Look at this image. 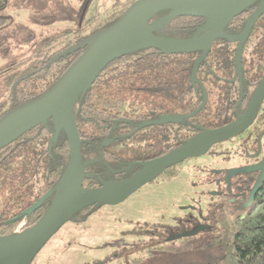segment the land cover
I'll return each instance as SVG.
<instances>
[{
  "label": "trees",
  "instance_id": "1",
  "mask_svg": "<svg viewBox=\"0 0 264 264\" xmlns=\"http://www.w3.org/2000/svg\"><path fill=\"white\" fill-rule=\"evenodd\" d=\"M90 1L0 0V118L49 90L84 48L69 51L116 22L135 0H109L103 13L87 17L85 8ZM255 7L235 17L222 32L228 36L239 34ZM20 10L27 12L24 24L14 22ZM167 13L163 11L151 21ZM206 21L198 15L178 16L155 34L173 40L193 39L203 35ZM11 27L14 35L9 39L3 34ZM236 47L235 40L216 39L199 64L194 84L190 75L199 53L169 54L147 48L110 63L72 108L81 162L86 163L83 186L95 188L121 181L123 177H118L128 173L122 171L137 169L138 162L157 158L168 142L177 148L202 130L231 123L235 103L241 97L249 99L264 80V13L242 47L241 79L235 73ZM193 112L181 123L173 124L172 130L163 124L139 127L141 121ZM53 133V124L48 120L0 149V236L10 235L23 220L26 228L31 227L50 206L69 161L64 132L59 131L55 140ZM124 133L128 135L122 137ZM110 138L113 141L103 145ZM230 140L216 143L206 154L190 158L154 180L170 182L179 172H190L189 203L179 218L185 223L179 225L172 220L170 225H138L134 228L136 234L127 236L131 241L125 245L138 249L125 257L115 253L94 264H138L156 250L172 249L175 243H182L181 247L167 254L165 250L160 252L175 258L190 252L204 257L179 259L174 264H264V180L254 202V197L248 195L249 186L245 190L234 188L237 175L232 176L233 190L230 188L232 193L227 195L224 176L240 155L234 144H228ZM226 142L227 146L221 145ZM215 190L217 194L212 193ZM40 199L35 209L25 213ZM103 207L84 208L69 221L83 222ZM193 220L206 228L189 237L167 240L182 225L187 230L196 228Z\"/></svg>",
  "mask_w": 264,
  "mask_h": 264
},
{
  "label": "water",
  "instance_id": "2",
  "mask_svg": "<svg viewBox=\"0 0 264 264\" xmlns=\"http://www.w3.org/2000/svg\"><path fill=\"white\" fill-rule=\"evenodd\" d=\"M254 6L255 9L246 17L244 29L239 34L228 36L222 32L230 21ZM163 11L168 13L151 21L153 16ZM263 13L264 0H135L116 22L88 36L70 50L69 52L84 48L49 90L0 118V149L25 132L51 120L53 140L59 131H63L69 153L67 169L58 181L50 206L39 220L20 232L0 236V264H30L46 242L80 210L92 205H118L166 169L186 159L202 156L217 142L233 138L248 128L264 101V80L254 92L244 114L234 122L202 130L174 151L151 161L141 162V169L125 180L86 188L83 186L86 163L81 162L80 137L72 108L75 100L90 89L110 63L141 49L153 48L169 54L199 53L190 75V81L194 84L199 64L206 57L212 43L218 38L235 40V68L236 74L240 76L242 47L254 23ZM187 15L207 19L202 28L203 35L189 40H173L155 34L174 18ZM180 119L182 116H164L152 124L177 122ZM108 143L109 140L103 141V145ZM253 169H261V174L250 198L264 178V156L256 167L235 169L228 175ZM60 188L63 191L57 197ZM41 202L42 199L38 200L25 213L29 214ZM202 228L203 226L198 227L170 239L192 236Z\"/></svg>",
  "mask_w": 264,
  "mask_h": 264
},
{
  "label": "rangeland",
  "instance_id": "3",
  "mask_svg": "<svg viewBox=\"0 0 264 264\" xmlns=\"http://www.w3.org/2000/svg\"><path fill=\"white\" fill-rule=\"evenodd\" d=\"M108 4L109 0L90 1L85 8V16L103 13ZM17 14L18 17L14 22L26 23L27 12L20 10ZM10 21L9 24L12 23ZM62 25L66 26L65 24L60 26ZM13 35V27L7 29L3 34L9 39ZM25 35L27 33L24 31ZM190 178V172L184 170L179 172L178 176L176 174L173 181H156V183L142 186L140 190L122 203L115 206H105L83 222L68 221L46 242L30 264H94L101 259L115 255V253L125 257L126 253L138 249L137 246H125L128 240L131 241L127 236L136 234L134 231L136 226L146 223L170 225L172 217L179 214L180 211H184L188 206L184 194L190 191ZM186 186L189 189L185 188ZM24 229L27 228L23 220L19 222L11 234ZM181 244H171L172 249H164V253L167 254L171 250L180 248ZM147 246L149 247V245ZM164 250L154 252L155 249H152L154 255L142 259L138 264H174L179 259L187 261L199 260L200 257H204L201 253L190 252L176 255L179 258H175L162 253ZM114 264L122 263L114 262Z\"/></svg>",
  "mask_w": 264,
  "mask_h": 264
},
{
  "label": "flooded vegetation",
  "instance_id": "4",
  "mask_svg": "<svg viewBox=\"0 0 264 264\" xmlns=\"http://www.w3.org/2000/svg\"><path fill=\"white\" fill-rule=\"evenodd\" d=\"M240 75H241V73H240ZM236 76L239 79H241V76H238L237 74H236ZM257 88L258 87H256V89ZM256 89H255V91H256ZM253 94H252V96H253ZM252 96L249 99H247V100L244 97H241L235 103V106L233 108V114H232V117L230 119V120H232V122H234L236 119L240 118L244 114V112L246 111V109L248 107V104H249ZM263 111H264V101L261 104V106H260V108H259V110L257 112V115H256V117H255V119L253 121V123L248 128H246L242 133H240L239 135H237V136H235L233 138H227V139H231L228 142V144H230V145L234 144V147L236 148V151H238L239 154H240L239 156L236 157V160H235L234 165L230 169H227V172L225 173V176H224V180L226 182V184H225V191L228 192L227 195L232 193V190H233V187L232 186L233 185H234V188H238L240 190H242V189L245 190L249 186L248 195H249V198H250V193H251L250 191H252L251 188L253 187L255 181L258 180V178H259V176L261 174V169H253V170L243 171V172L236 173V174H232V175L228 176L229 173H230V171H232V170H235V169H243V168L244 169H246V168H253V167H256L261 162V160H262V158L264 156V119L261 120L262 116H264ZM194 112L191 113V114H194ZM191 114H185V113H177V114H171V115L169 114L168 116H182V119H180V121H177V122H171V123L158 122L156 124H152V122H157V121L161 120L162 116H160L157 120L141 121L140 122L141 124L139 125V127H142L143 128V127H146V126L163 124V125H166L167 130L169 128L172 130L173 129V124L181 123L185 119V116L186 117H189V115H191ZM222 120H226V119H222ZM225 125H227V124H225ZM127 135H125V133H124L121 136L123 137V136H127ZM172 135L174 136L173 133H172ZM108 140H109V143L108 144H110L113 141V138H110ZM224 140H226V139H224ZM221 141H223V140H221ZM221 141H219V142H221ZM226 144H227V142L226 143H222L221 145H226ZM173 146H174V143L173 142H168L167 145H164L162 147V149H161V152L159 153L160 156H163V155H165L167 153H170V152L174 151L175 149H177L181 145L178 146L177 148H173ZM247 148H249V149H247ZM240 150L243 151V153L240 152ZM160 156H158V157H160ZM186 160H189V159H186ZM186 160H184V161H186ZM184 161H182V162H184ZM219 162H221V164L223 163L221 160ZM219 162H218V164H219L220 167H218V169L220 170V172H222V170H223L222 169V165ZM135 163H137V162H132L130 164H135ZM138 163H139L138 164L139 167L137 166V169L135 167H131V168L127 169V171L124 170L122 172H128V173H124L123 175H120L118 178L120 179V178L123 177V179H121V181H122V180H125V179L129 178L130 176H132L133 175L132 174L133 172L136 173L137 171H139L141 169V166H140V163L141 162H138ZM181 163H178V164H181ZM178 164H176V165H178ZM176 165H174V166H172L170 168L173 169ZM170 168H168V169H170ZM168 169H166L165 171H167ZM164 172L162 174H164ZM130 173H131V175H130ZM162 174H160V175H162ZM235 175H237L236 176V180L233 182V185H231V181L230 180H231L232 176H235ZM154 180L151 181L150 183L155 182ZM263 180H264V178H263ZM263 180L261 182H263ZM161 182H163V181H161ZM230 188H232V190ZM195 189H196V187H195ZM259 189L260 188L258 187V189L256 190V192L253 194V197H254L253 202L255 200L256 195L259 194L258 193ZM138 190H140V189H138ZM201 190H202V188H200V191ZM212 193L217 194V191L215 190ZM188 194H189L188 192H186L184 194L185 201L188 199L187 198V195ZM241 194H242V191H241ZM187 202L189 203V199L187 200ZM179 214H180V212H179ZM179 214L173 216L172 217V220L174 222H177L179 225H181V223H183V222L185 223V221H184L185 219L184 220L179 219V218H181V215H179ZM187 221L188 222L190 221L189 218H188ZM183 226L184 225H182V227H181L182 229L180 227H178L176 229L177 231L175 233H173L172 235H169L168 236L169 238L167 237L168 238L167 240H170V238H173V237H175L177 235H180L181 233L188 232V231H192V230H194V229H196L198 227H202L195 220H193V225L192 226H195L196 228H194L192 230L191 229H188L187 230ZM204 228H206V227L203 226L202 229H204ZM173 231H175V230H173ZM173 240H175V239H173Z\"/></svg>",
  "mask_w": 264,
  "mask_h": 264
},
{
  "label": "bare ground",
  "instance_id": "5",
  "mask_svg": "<svg viewBox=\"0 0 264 264\" xmlns=\"http://www.w3.org/2000/svg\"><path fill=\"white\" fill-rule=\"evenodd\" d=\"M185 188L189 189L187 186ZM62 191H63V188H60L59 191H58L57 197H59L61 195ZM158 247H160V246H158Z\"/></svg>",
  "mask_w": 264,
  "mask_h": 264
},
{
  "label": "built area",
  "instance_id": "6",
  "mask_svg": "<svg viewBox=\"0 0 264 264\" xmlns=\"http://www.w3.org/2000/svg\"><path fill=\"white\" fill-rule=\"evenodd\" d=\"M16 232H20V231L18 230V231H16Z\"/></svg>",
  "mask_w": 264,
  "mask_h": 264
}]
</instances>
